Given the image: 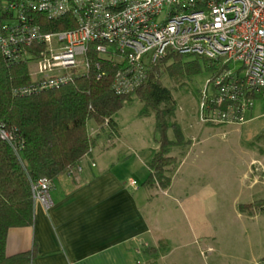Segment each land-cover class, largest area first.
<instances>
[{
    "label": "built area",
    "instance_id": "2783aa9c",
    "mask_svg": "<svg viewBox=\"0 0 264 264\" xmlns=\"http://www.w3.org/2000/svg\"><path fill=\"white\" fill-rule=\"evenodd\" d=\"M0 9L2 54L17 59L24 44L42 47L32 73L36 89L88 74L95 55L98 70L99 59L122 65L113 89L129 95L145 81L148 64L178 55L222 67L200 101L205 124H239L251 107L248 93L264 97V0H0ZM42 18L71 27L44 32ZM50 188L49 180H38L33 201L48 209Z\"/></svg>",
    "mask_w": 264,
    "mask_h": 264
},
{
    "label": "trees",
    "instance_id": "16d2710c",
    "mask_svg": "<svg viewBox=\"0 0 264 264\" xmlns=\"http://www.w3.org/2000/svg\"><path fill=\"white\" fill-rule=\"evenodd\" d=\"M5 18L0 9V32ZM65 21L42 18L38 25L44 32L65 31L71 27ZM21 48L17 59L0 51V264L31 261V252L8 256L6 242L11 230L33 224L32 186L40 179L52 182L75 171L96 147L102 132H108L109 139L117 135L114 116L133 97L142 104L140 117L153 116L157 144L145 160L148 175L143 186L154 191L168 189L190 142L174 120L176 104L163 82L184 87L201 71L199 61L212 71L211 80L222 69L203 59L167 55L148 64L145 81L134 93L120 95L113 83L122 65L99 59L98 70L92 61L98 58L90 55L88 74L55 88L36 89L32 73L42 47L24 44ZM247 96L263 98L255 92ZM89 121L99 129L96 136L87 131ZM240 209L249 216L263 213L264 200Z\"/></svg>",
    "mask_w": 264,
    "mask_h": 264
},
{
    "label": "rangeland",
    "instance_id": "374dc122",
    "mask_svg": "<svg viewBox=\"0 0 264 264\" xmlns=\"http://www.w3.org/2000/svg\"><path fill=\"white\" fill-rule=\"evenodd\" d=\"M199 64L201 71L184 87L173 88L163 82L176 104L174 120L190 142L174 178L173 192L180 200L164 198L161 190H146L155 200L160 225L175 234L171 249L190 243V249H185L189 256L183 254L185 259L183 250L175 248V264H264V212L249 216L240 209L264 200V97L249 99L251 107L241 115L239 124L203 123L200 101L211 87L212 71L205 70L202 61ZM239 67L231 65L232 69ZM227 106L222 105L220 111L226 112ZM141 108L133 97L114 120L121 147L145 158L148 149H157V144L154 118L140 117ZM87 131L94 135L99 129L89 121ZM101 135L106 137L108 132ZM168 135L174 139L171 129ZM134 181L141 186L137 177Z\"/></svg>",
    "mask_w": 264,
    "mask_h": 264
},
{
    "label": "crops",
    "instance_id": "0c3cea01",
    "mask_svg": "<svg viewBox=\"0 0 264 264\" xmlns=\"http://www.w3.org/2000/svg\"><path fill=\"white\" fill-rule=\"evenodd\" d=\"M117 129L110 139L99 136L79 172L51 182L52 205L46 209L34 202L33 224L8 233V256L31 252L29 264H175V248L183 250L182 259L189 256L190 243L171 249L175 234L160 225L155 200L143 186L152 149L145 158L124 150ZM181 164L161 192L166 199L180 200L173 187ZM136 177L141 188L130 184Z\"/></svg>",
    "mask_w": 264,
    "mask_h": 264
}]
</instances>
